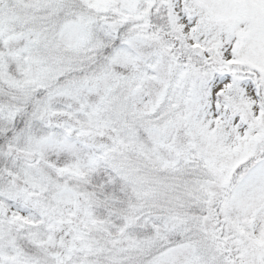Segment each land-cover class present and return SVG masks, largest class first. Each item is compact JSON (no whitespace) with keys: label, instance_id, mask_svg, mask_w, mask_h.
Segmentation results:
<instances>
[{"label":"snow or ice","instance_id":"snow-or-ice-1","mask_svg":"<svg viewBox=\"0 0 264 264\" xmlns=\"http://www.w3.org/2000/svg\"><path fill=\"white\" fill-rule=\"evenodd\" d=\"M0 264H264V0H0Z\"/></svg>","mask_w":264,"mask_h":264}]
</instances>
